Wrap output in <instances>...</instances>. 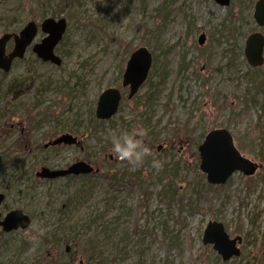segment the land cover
Instances as JSON below:
<instances>
[{
  "label": "rangeland",
  "instance_id": "obj_1",
  "mask_svg": "<svg viewBox=\"0 0 264 264\" xmlns=\"http://www.w3.org/2000/svg\"><path fill=\"white\" fill-rule=\"evenodd\" d=\"M256 1L0 0V36L29 20L67 22L55 47L60 65L29 47L0 70V212L21 209L31 218L25 230L0 234V264H264V62L251 67L243 55L245 38L264 34L253 18ZM141 46L152 66L127 99L122 74ZM109 87L122 100L115 115L98 120L97 99ZM138 124L148 129L153 156L132 170L113 156L110 136ZM215 128L231 133L257 166L252 174L207 182L197 146ZM65 134L80 143L43 148ZM78 160L97 171L36 176ZM209 220L242 237L239 256L223 261L202 244ZM33 225L45 229L38 246L24 235Z\"/></svg>",
  "mask_w": 264,
  "mask_h": 264
},
{
  "label": "water",
  "instance_id": "obj_2",
  "mask_svg": "<svg viewBox=\"0 0 264 264\" xmlns=\"http://www.w3.org/2000/svg\"><path fill=\"white\" fill-rule=\"evenodd\" d=\"M221 6H228L230 0H215ZM253 18L258 28L264 27V0H257L254 4ZM67 27L65 18L46 17L39 24L29 20L19 32H6L0 36V70L8 72L15 59L23 58L26 50H31L44 62L55 65L61 64V58L55 53V47L61 41ZM44 35L36 41L38 33ZM13 42L10 51H6L9 41ZM198 43L205 41L204 33L198 37ZM264 35L255 31L250 33L244 41L243 55L251 67H259L264 62ZM153 62V55L148 48L141 46L133 50L125 65L122 74L121 87L128 88L127 99L135 96L148 78ZM122 99L119 88L109 87L104 89L98 96L95 116L99 120H108L118 112ZM76 139L65 134L46 144L44 148L61 143H75ZM160 148V146H159ZM158 148V149H159ZM199 155V170L205 174L206 180L211 185H222L235 172L240 171L244 175L252 174L257 166L241 156L233 143L231 133L225 128H215L208 131L197 147ZM97 170L84 161L78 160L66 168L51 169L46 166L36 172V176L42 179H56L69 175H85ZM5 195L0 192V206ZM31 222L28 214L21 209H12L3 216L0 212V229L9 233L18 229H26ZM202 244L209 245L220 255L223 261L239 256L238 244L241 237L230 238L222 222L209 220L203 230Z\"/></svg>",
  "mask_w": 264,
  "mask_h": 264
},
{
  "label": "clouds",
  "instance_id": "obj_3",
  "mask_svg": "<svg viewBox=\"0 0 264 264\" xmlns=\"http://www.w3.org/2000/svg\"><path fill=\"white\" fill-rule=\"evenodd\" d=\"M147 137L148 129L140 124L130 130L114 133L110 136L111 152L116 160L127 164L132 170L139 169L144 166L147 158L153 156L151 148L146 143ZM151 167L159 171L163 168V163L153 158ZM24 235L34 246H38L40 238L45 235V229L39 225H33L31 231Z\"/></svg>",
  "mask_w": 264,
  "mask_h": 264
},
{
  "label": "flooded vegetation",
  "instance_id": "obj_4",
  "mask_svg": "<svg viewBox=\"0 0 264 264\" xmlns=\"http://www.w3.org/2000/svg\"><path fill=\"white\" fill-rule=\"evenodd\" d=\"M263 35H264V34H263ZM263 54H264V52H263ZM127 89H128V88H127ZM121 100H122V99H121ZM119 106H120V105H119ZM95 117H96V116H95ZM96 119H97V118H96ZM98 120H99V119H98ZM210 130H212V129H210ZM210 130H209V131H210ZM68 135H69V134H68ZM73 138H74V137H73ZM203 138H204V137H203ZM75 139H76V138H75ZM202 140H203V139H202ZM76 143L79 144L80 141H77V139H76L75 144H76ZM197 147H198V146H197ZM43 148H44V145H43ZM198 156H199V155H198ZM84 161H85V160H84ZM86 162H87V161H86ZM199 162H200V160H199ZM91 165H92V164H91ZM68 166H69V165H68ZM198 167H199V166H198ZM93 168H94V167H93ZM94 169H96V168H94ZM213 186H217V185H213ZM224 226H225V225H224ZM225 230H226V228H225ZM227 233H228V232H227ZM228 234H229V233H228ZM229 236H230V234H229ZM234 237H236V236H234ZM240 237H241V236H240ZM230 238H233V237L230 236ZM241 242H242V237H241ZM241 242H240V243H241ZM240 243H239V244H240ZM239 244H238V245H239Z\"/></svg>",
  "mask_w": 264,
  "mask_h": 264
},
{
  "label": "trees",
  "instance_id": "obj_5",
  "mask_svg": "<svg viewBox=\"0 0 264 264\" xmlns=\"http://www.w3.org/2000/svg\"><path fill=\"white\" fill-rule=\"evenodd\" d=\"M135 49H136V48H135ZM145 82H146V81H145ZM8 127H10V126H8ZM175 140H177V141H182L183 139H182L181 137H179L178 135H175V137H174V141H175ZM196 154H197V153H196ZM103 162H105V161H102V163H103ZM97 165H98V163H97ZM1 233H3V232L0 231V234H1Z\"/></svg>",
  "mask_w": 264,
  "mask_h": 264
}]
</instances>
